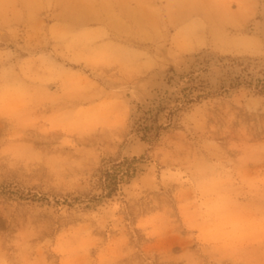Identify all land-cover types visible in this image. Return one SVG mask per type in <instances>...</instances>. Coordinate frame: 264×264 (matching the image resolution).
<instances>
[{
  "label": "rangeland",
  "instance_id": "1",
  "mask_svg": "<svg viewBox=\"0 0 264 264\" xmlns=\"http://www.w3.org/2000/svg\"><path fill=\"white\" fill-rule=\"evenodd\" d=\"M0 264H264V0H0Z\"/></svg>",
  "mask_w": 264,
  "mask_h": 264
},
{
  "label": "trees",
  "instance_id": "2",
  "mask_svg": "<svg viewBox=\"0 0 264 264\" xmlns=\"http://www.w3.org/2000/svg\"><path fill=\"white\" fill-rule=\"evenodd\" d=\"M195 86L190 85L188 88H186V93H185V101H192L193 97L195 96L194 91H195ZM103 179V183L105 185L106 193L108 196H110L117 187V184L121 178H118L116 175L111 174L108 171L103 172V176H101Z\"/></svg>",
  "mask_w": 264,
  "mask_h": 264
},
{
  "label": "bare ground",
  "instance_id": "3",
  "mask_svg": "<svg viewBox=\"0 0 264 264\" xmlns=\"http://www.w3.org/2000/svg\"><path fill=\"white\" fill-rule=\"evenodd\" d=\"M239 43H240V41H239ZM247 44H249V43L247 42Z\"/></svg>",
  "mask_w": 264,
  "mask_h": 264
}]
</instances>
